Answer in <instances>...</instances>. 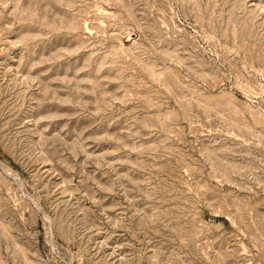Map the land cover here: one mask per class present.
I'll return each instance as SVG.
<instances>
[{
  "label": "rangeland",
  "instance_id": "rangeland-1",
  "mask_svg": "<svg viewBox=\"0 0 264 264\" xmlns=\"http://www.w3.org/2000/svg\"><path fill=\"white\" fill-rule=\"evenodd\" d=\"M0 264H264V0H0Z\"/></svg>",
  "mask_w": 264,
  "mask_h": 264
}]
</instances>
